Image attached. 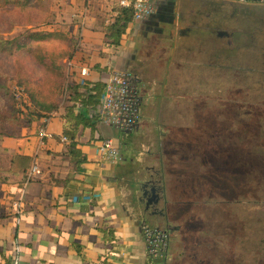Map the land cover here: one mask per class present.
<instances>
[{
  "label": "crops",
  "instance_id": "0c3cea01",
  "mask_svg": "<svg viewBox=\"0 0 264 264\" xmlns=\"http://www.w3.org/2000/svg\"><path fill=\"white\" fill-rule=\"evenodd\" d=\"M47 1L51 2V15L58 24L50 31L62 27L71 42L80 39L69 64L74 79L71 87L78 86L84 99L92 92L89 87L105 84L114 71L128 69L136 74L144 94L148 89L150 98L145 101L155 107L156 100H165L168 62L181 57L186 49L191 59L199 52L210 56L206 48L203 54L200 44L206 45L212 37L200 34L194 27L183 33L193 24L192 1L196 0H185L183 13L182 0H152L155 12L142 21H132L118 47L106 43L104 26L111 21L119 0ZM200 2L221 8H264V3L238 0ZM203 20L210 22L212 18L208 15ZM213 61L205 60V68ZM197 62L200 61L188 64ZM147 68L155 85L150 86ZM84 69L87 73H83ZM90 106L78 101L74 111L88 115ZM66 114V107L57 108L46 116L33 118L17 134L0 138V264H161L147 253L141 223L154 219L156 223L150 225L164 226L169 222L171 236L179 233L180 220L176 216L180 205H191L180 197L190 194L186 182L196 183L201 178L198 159L189 156L188 160H171L166 155L162 138L170 132L168 126L161 125L160 118L154 120L148 136L142 141L136 139L142 143L140 156L128 157L122 152L120 134L133 133L135 128L121 131L97 121L94 129L79 125L77 129L69 127L65 133ZM44 128L49 133L47 137L41 136ZM73 135L76 148L86 157L83 163L70 154ZM107 137L120 145L121 161L125 163L103 162L98 142ZM36 163L39 172L33 174ZM154 173L164 175L165 201L160 207L165 215H147L138 194V184ZM169 182L180 185L175 189ZM170 254L169 249L161 259L167 261Z\"/></svg>",
  "mask_w": 264,
  "mask_h": 264
},
{
  "label": "rangeland",
  "instance_id": "374dc122",
  "mask_svg": "<svg viewBox=\"0 0 264 264\" xmlns=\"http://www.w3.org/2000/svg\"><path fill=\"white\" fill-rule=\"evenodd\" d=\"M192 5L195 31L227 41L226 56L218 51L207 57L201 43L205 56L199 52L191 59L186 49L168 62L165 100H156L155 107L143 102L139 127L120 134L122 152L138 156L142 143L137 140L148 136L160 118L170 132L162 138L166 155L199 161L201 178L186 182L190 194L180 197L191 205H180V231L171 236L167 261L160 258L159 263L264 264V8H221L200 0ZM51 9L47 0H0V40L56 29ZM208 15L210 22L203 20ZM58 28L25 48L9 43L0 50V138L17 134L36 114L71 105L69 58L80 39L71 42ZM209 58L214 68L224 61L229 70L205 68ZM196 60L200 62L188 64ZM149 69L151 86L155 78ZM15 85L23 89L20 95ZM169 184L175 189L180 185Z\"/></svg>",
  "mask_w": 264,
  "mask_h": 264
},
{
  "label": "built area",
  "instance_id": "2783aa9c",
  "mask_svg": "<svg viewBox=\"0 0 264 264\" xmlns=\"http://www.w3.org/2000/svg\"><path fill=\"white\" fill-rule=\"evenodd\" d=\"M244 3H264V0H238ZM122 7H129L130 0H119ZM133 21H142L155 12V5L152 0H135ZM87 73V69L83 70ZM22 88L14 86L17 95L22 93ZM142 91L138 84V78L131 70L114 71L108 81L96 109L99 121L121 131H129L136 128L142 118ZM42 137L49 136L44 128L41 131ZM98 151L103 162L117 163L122 160L120 145L110 137L101 139L98 142ZM33 174L39 172L36 163L32 169ZM142 234L145 240L147 253L152 259H160L167 255L170 247V234L159 226L150 224L142 225ZM97 264H108L100 261Z\"/></svg>",
  "mask_w": 264,
  "mask_h": 264
},
{
  "label": "trees",
  "instance_id": "16d2710c",
  "mask_svg": "<svg viewBox=\"0 0 264 264\" xmlns=\"http://www.w3.org/2000/svg\"><path fill=\"white\" fill-rule=\"evenodd\" d=\"M130 1H131V5L129 7H122L120 6V4H118L117 6L113 8L112 19L108 24L104 26V32L106 35V43L108 45L118 47L121 44L123 35L127 32L129 24L133 21V18H134L133 3L135 0H130ZM51 35H52V31L51 32L29 31L26 34H21L20 36L15 37L14 39L11 40V42H5V41L0 40V50L7 49L6 45L9 43L10 45L12 44L13 46L15 45L16 47L22 49L32 43L46 40ZM72 55L70 57H72ZM105 86H106V83L99 85V86L94 85L92 86V88L88 86L89 87L88 89L91 90L92 92L88 95L86 99L82 98V95L79 91L78 86L70 87L68 89V92L70 94L69 101H72L74 104H71L66 107L67 109L66 118L68 122L66 125L67 130H65V133L69 132L68 131L69 127L72 129H77L79 125H83L84 127H92L94 129L95 123L99 121V116L96 113L95 109L101 100ZM78 101L85 103V105H91L90 109L88 108L89 109L88 115H82L80 113L79 114L75 113L74 109ZM56 109L57 107H52L49 110L41 112V114L34 115V118L35 117L40 118L42 116H46L48 113ZM72 139L73 141L71 142L70 154H72L73 157H79L78 162L83 163L86 160V157L80 150L76 148L75 135L72 136ZM261 203H262V206H264V200H262ZM166 256L167 255H165L162 258H165ZM152 260L158 261V259H152Z\"/></svg>",
  "mask_w": 264,
  "mask_h": 264
},
{
  "label": "flooded vegetation",
  "instance_id": "af4514ba",
  "mask_svg": "<svg viewBox=\"0 0 264 264\" xmlns=\"http://www.w3.org/2000/svg\"><path fill=\"white\" fill-rule=\"evenodd\" d=\"M193 27H195V23L192 24L190 27H187L183 31V33H189V31L191 29H193ZM205 46H206V49L209 50V54L211 55V57L214 55V52H218L219 51V52L222 53L221 57L224 58L223 56H226V55H224V53H226V49L229 46V43H227V41H224L222 38L217 37L216 39L213 38V40H211L210 42H208ZM222 63H225V62L222 61L221 64L217 65L215 68L212 65L209 68L212 69L211 71H213V69H217V70H221V71L229 70V68L226 67ZM223 83L224 82L222 81L221 84H223ZM148 94H149L148 89H147V93L146 94L142 93V100H143V102L145 101V99L147 97H148V99L150 98V96H149L150 94L149 95ZM145 182H149V186H148V189L150 190L149 191V196L152 195L151 189L153 187H155L156 188V191L160 194L159 203L156 204V205L151 206L150 209L146 210L147 215H154V214H152L154 211H156L158 214L165 215V213H161V211L164 212V210L160 207L161 203H164V201H165V191H166V187H165L164 175H162L161 173H154V174L151 175V177L149 179L141 181L139 183V185H138V187L140 189L141 197H142V194H143V191L141 190L142 189V185ZM149 196H148V198H149ZM143 202H144V205H145V208H146V200H144ZM145 223L146 222H142L141 224L143 225ZM147 224H149V223H147ZM162 225H164V226H159V225H154V226H159L162 229L168 231V233L170 234V242H171V231H170L171 226H170L169 222H167L166 224H162Z\"/></svg>",
  "mask_w": 264,
  "mask_h": 264
},
{
  "label": "water",
  "instance_id": "95a60500",
  "mask_svg": "<svg viewBox=\"0 0 264 264\" xmlns=\"http://www.w3.org/2000/svg\"><path fill=\"white\" fill-rule=\"evenodd\" d=\"M148 186H149V182H145L142 185L141 190L143 191V194H142V197L140 196V201L142 202V204H144L143 201L146 200V210L150 209L151 206L158 204L160 200V194L156 191L155 187L151 189L152 195L149 196L150 190L148 189ZM138 191L140 193V189H138ZM161 213H164V212L161 211ZM152 214L157 215L158 213L154 211Z\"/></svg>",
  "mask_w": 264,
  "mask_h": 264
}]
</instances>
